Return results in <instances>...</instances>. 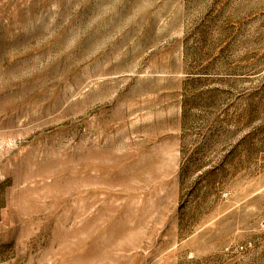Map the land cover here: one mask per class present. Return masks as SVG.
<instances>
[{
  "label": "rangeland",
  "instance_id": "1",
  "mask_svg": "<svg viewBox=\"0 0 264 264\" xmlns=\"http://www.w3.org/2000/svg\"><path fill=\"white\" fill-rule=\"evenodd\" d=\"M0 264H264V0H0Z\"/></svg>",
  "mask_w": 264,
  "mask_h": 264
}]
</instances>
